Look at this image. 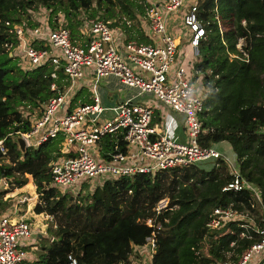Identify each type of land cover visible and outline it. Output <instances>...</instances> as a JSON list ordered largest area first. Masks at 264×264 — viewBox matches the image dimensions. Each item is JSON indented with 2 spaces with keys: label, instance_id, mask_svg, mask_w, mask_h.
Listing matches in <instances>:
<instances>
[{
  "label": "trees",
  "instance_id": "obj_1",
  "mask_svg": "<svg viewBox=\"0 0 264 264\" xmlns=\"http://www.w3.org/2000/svg\"><path fill=\"white\" fill-rule=\"evenodd\" d=\"M147 5L148 0H0V56L7 54L0 61V138L4 137L7 147L0 175L12 176L21 186L28 180L26 173L30 174L38 195L33 210L52 216L55 224L47 226L50 236L40 237L35 258L18 264H66L70 252L79 264H128L134 246L154 229L146 223L148 217L160 223L153 264H222L236 260L241 249L258 238L252 229L249 238L238 237L243 229L240 219L213 229L204 226L213 206L230 204L260 215L258 205L250 206L255 199L249 190H221L232 176L221 158L154 173L107 177L103 185L108 199H90L96 183L91 187L84 182L79 190H61L51 184L52 163L62 155V131L27 146L25 152L13 140L31 128V111L38 108L40 113L42 103L67 83L62 72L51 75L49 61L24 68L17 56L8 55L15 27H37L40 23L32 11L42 7L48 10L49 28L66 26L76 40L87 18L101 17L122 27L126 38L149 42L142 28L135 26ZM197 17L202 34L197 38L193 77L200 76L205 90L198 113V141L203 145L226 141L238 172L259 189L264 201V0H197ZM127 18L134 23H126ZM239 38L240 49L235 46ZM53 81L56 88L50 87ZM88 95L86 87L79 88L70 97V105L78 99L90 101ZM20 106L29 112L22 113ZM97 146L107 160L116 150H127L121 133L105 135ZM26 186H32L31 182ZM5 192L0 188V213L8 206ZM163 197L168 198L167 204L157 212L155 206ZM253 220L260 225V219L253 216Z\"/></svg>",
  "mask_w": 264,
  "mask_h": 264
},
{
  "label": "built area",
  "instance_id": "obj_2",
  "mask_svg": "<svg viewBox=\"0 0 264 264\" xmlns=\"http://www.w3.org/2000/svg\"><path fill=\"white\" fill-rule=\"evenodd\" d=\"M155 1L154 4L145 6V12L141 16L146 20L150 34L157 37L156 42L119 38L111 24L112 20L101 17L86 19V28L81 30L80 40L73 39L70 29L63 25L53 28L47 26L45 33L39 26L31 29L16 26L13 41L9 44L10 55L19 53L24 61L20 65L24 68H28L25 64L32 67L49 61L53 65L51 75L56 77L59 71L64 74L63 80H67L56 94L42 103L40 113L33 122L31 120V128L25 132L20 131L19 134L25 139L27 146H36L47 138L56 136L59 131L63 132L64 138L60 145L62 155L51 166V184L61 190L71 187L79 190L82 183H89L93 179L97 183L105 176L154 173L160 169L205 160L214 162L221 158L232 174L221 190L245 189L252 192L255 201L250 206H259L262 221L260 225H256L247 209L237 210L228 204L213 206L204 226L213 229L227 220L240 219L243 229L239 231L238 237L249 238V229H252L258 233V238L245 245L236 260H228L222 264H264V259L260 261L264 258V201L260 199L259 189L240 175L236 162L227 159L224 152L217 145L214 146V142L203 145L198 141L201 131L198 113L202 109L205 90L203 86L196 87L191 81L197 38L202 34L197 17V0ZM186 2L187 8L181 16L190 33L187 52L190 58L184 53L172 67L177 42L169 29L168 17L174 15ZM126 23H132V19L127 18ZM39 38L43 41L40 42ZM110 74L117 76L122 83L137 88L138 94L151 93L157 101L181 113L185 140L168 135L173 123L172 117L162 128L152 124L153 109L148 104L131 97L116 104H103L99 80ZM89 77L91 100L79 102L69 110V99L73 91L82 79ZM50 87L56 88L55 81ZM262 130L264 131V127ZM117 133H121L122 139L126 141V151L116 150L109 160L94 153L92 146L105 135ZM6 155L7 147L3 137L0 138V164L7 159ZM29 175L26 173V176ZM29 178L26 183L18 186L12 176L0 175V188L6 189L3 198L10 200L15 197L8 206L9 209L0 213V264H18L29 255L22 239L30 237L34 232L27 213L33 209L38 196L36 191L34 193L29 190L30 186H26ZM23 191L25 193L20 194ZM167 201V197L160 199L155 210L159 212ZM23 203L26 204L25 207ZM146 223L154 229L142 244L134 246L128 264H153L157 248L156 231L160 223L155 222L152 217H148ZM138 246L144 248L142 254L135 250ZM140 255L147 259L142 260ZM66 259V264H79L77 257L71 252Z\"/></svg>",
  "mask_w": 264,
  "mask_h": 264
},
{
  "label": "crops",
  "instance_id": "obj_3",
  "mask_svg": "<svg viewBox=\"0 0 264 264\" xmlns=\"http://www.w3.org/2000/svg\"><path fill=\"white\" fill-rule=\"evenodd\" d=\"M188 1H191V0H188ZM187 2L185 4H187ZM180 21H181V19L177 18L175 14L174 15L171 14L168 17L169 29L175 35V38H176L175 40L177 42V45H178L177 47L179 49V53H178L179 55H177V57L179 56L177 59L178 61L183 56L184 53L188 52V49H189V44H188L187 37H186L188 30L186 29L183 31V27H184L183 24H180L179 26L175 27V24L180 23ZM132 23H134V20H132ZM135 26H139L142 28L144 33L147 34V36L150 38L149 42H156L157 41V37L150 34V32L148 31L147 22L144 19V17L141 16V14H138V18L135 22ZM114 27H115V32H116L117 37L126 38L127 32L122 27H120V26H114ZM85 28H86V23H84V25L82 26V29L85 30ZM188 34H190L189 31H188ZM81 37L79 38V40L81 39ZM39 39L42 40V38H39ZM41 40H40V42H41ZM180 52H181V54H180ZM194 56H193V60H194ZM176 58H175V60H176ZM187 58H190L189 54H188ZM177 62L175 63V61H174V64L176 65ZM193 73H194V71H193ZM112 76H114V77H112ZM116 78H118V77L113 75V74H110V75L101 77V79L99 80V91H100V95H101V101L103 104H105V105L116 104L119 101H121L125 98H128V97H131L135 101L143 102L144 104H148L153 109V115H152V120H151L152 124H156L158 127L162 128L163 126L160 123L161 119L168 121L169 118L172 117L173 123L168 130V135L172 136V137H177L181 141L185 140L183 116L181 113L176 112L173 109H171L169 106H167L166 104L157 101L155 99V97L148 92L138 94L137 91L134 92L132 90L126 89V87H125V89L123 87L122 88L119 87V85H120L119 83H121L122 85H126V84L122 83L119 80V78H118V80H116ZM197 78L199 79V76L196 77V79ZM81 87H86L89 90L88 97L91 100L90 77L82 79L80 81V85H78V87L73 91V93L76 92ZM129 87H131V86H129ZM73 93H72V95H73ZM79 102H81L80 99H78V102H76L75 104H77ZM75 104L73 106H71L70 105V99H69L68 107L70 106L71 107L70 109H72V107H74ZM217 147H218V145H217ZM92 150L94 151V153L96 155L101 157V155L99 154V151H98L97 144L92 146ZM31 184H32V186H30V188L32 190H30V188H29V190L35 193V185H34L32 180H31ZM8 209L9 208L7 207L4 210V212ZM28 214L29 215H32V214L37 215L39 213H35L34 210L32 209ZM260 216H262L261 212H260ZM261 218L262 217H260V220H261ZM36 232H38L36 237L38 238V240H40V237L43 236L44 234H40L39 231H35V230H34L33 234H35ZM37 238H36V240H33V242L30 244L31 254H29L26 259L31 260V259L35 258L34 250L37 249V247L39 246V242H40L37 240Z\"/></svg>",
  "mask_w": 264,
  "mask_h": 264
},
{
  "label": "rangeland",
  "instance_id": "obj_4",
  "mask_svg": "<svg viewBox=\"0 0 264 264\" xmlns=\"http://www.w3.org/2000/svg\"><path fill=\"white\" fill-rule=\"evenodd\" d=\"M161 0H156L155 2H160ZM148 2L150 3V4H154V0H148ZM186 8H187V4H185L184 6H182L181 8H180V10H178L176 13H175V15H176V17L177 18H179V19H181V21H180V23H177V24H175V27L176 26H179L180 24H183V31L184 30H186L187 29V26L186 25H184V23H183V19H182V16H181V14L186 10ZM47 13H48V10H46L45 8H38V9H36V10H34V11H32V17L34 18V19H36L40 24L38 25L41 29H42V32L43 33H45V30H46V28H47V25H46V21H47ZM61 20V17L59 16V21ZM180 28V27H179ZM80 29L82 30V26L80 27ZM181 37V36H180ZM187 41H189L188 40V38H189V34H188V31H187ZM36 40H38V39H36ZM241 44H242V39L241 38H239V39H237V41H236V44H235V46L238 48V49H240V47H241ZM178 46V45H177ZM177 52L179 53V49H178V47H177V49H176V53L175 54H177ZM8 55H10V53H9V49H8ZM180 54H181V52H180ZM179 55V54H178ZM15 56H17V62H18V64L20 65V64H24V61L19 57L20 56V54L19 53H16V55ZM7 57V54H2L1 56H0V61L1 60H3V59H5ZM177 56L175 55V58H176ZM179 57V56H178ZM178 57L176 58V60H175V63L178 61L177 59H178ZM21 66V65H20ZM24 66H28L29 67V65L28 64H25ZM175 66V64H172V67H174ZM22 67V66H21ZM112 77H114V76H112ZM198 77V76H197ZM198 79V78H197ZM196 78H194L193 77V75L191 76V81L194 83V85L196 86V87H200V86H202V84H201V81H200V76H199V81L197 80ZM116 80H118V78H116ZM120 85H119V87H123L124 89H125V87H126V89H129V90H132V91H134V92H136V91H138V89L137 88H135V87H129L128 85H122L121 83H119ZM151 94V93H150ZM20 110H21V112L22 113H24V114H27L28 112H29V110L28 109H26L24 106H20ZM174 112V111H173ZM38 113H39V109L38 108H36V109H33L32 111H31V113L29 114L30 115V120H32V122L34 121V119L38 116ZM176 113V112H175ZM160 123H161V125L163 126V125H165V123H166V120H164V119H161V121H160ZM21 135V134H20ZM13 136V135H12ZM214 144V146H216V145H218V149L221 151V152H224V155H226L225 157L227 158V159H230V160H232V161H235V156H234V153H233V151H232V149H231V147L229 146V144L226 142V141H223V140H220V141H216V142H214L213 143ZM224 145V146H223ZM147 160V159H146ZM28 178H29V180L31 181H33V179H32V177H31V175H29V176H27ZM106 177L107 176H105V177H102V179L103 180H106ZM102 179H99V181L96 183V180L95 179H93V181H91V182H89L91 185V187H93L94 185H95V183L97 184V185H95L94 186V188L92 189V191H95V193H93V194H90V199H94L95 197H103V198H105L106 200L108 199V190H106V188L104 187V181L102 180ZM110 186V185H109ZM71 188H73V187H71ZM74 190H76L77 188H73ZM96 189V190H95ZM30 190H32L31 188H30ZM25 193V191H23V192H21L20 194H24ZM91 193V192H90ZM20 194H18V195H20ZM15 199V197H13L12 199H10V200H8V206H10L11 204H12V202H13V200ZM7 206V207H8ZM26 206V204L25 203H23V207H25ZM258 207V209H259V211H260V208H259V206H257ZM256 208V207H255ZM27 215H29L28 213H27ZM255 216V218L257 219V220H259L260 219V215H259V213L257 212V211H255V214L253 213L252 214V212H251V218H253V216ZM29 218H28V220L30 221V226H31V228L33 229V230H35V231H39L40 232V234H44V236H50V234H51V232H48L47 231V226L48 225H51V223H52V228L53 227H55V224L52 222V220H53V218H52V216H50V215H48V214H46V213H39V214H37V215H34V214H32V215H29L28 216ZM260 224H261V222H260ZM257 225V224H256ZM38 234V232H36L35 234H33V235H31L30 237H28V238H24V239H22V242L24 241L25 242V248L27 249V251L29 252V254H31V250H30V244L33 242V240H36V235ZM37 240H38V238H37ZM39 241V240H38ZM34 250V249H33ZM135 250L139 253H141L142 254V252H144V248L143 247H136L135 248ZM140 258L142 259V260H146L147 258L145 257V256H143V255H140ZM228 261V260H227Z\"/></svg>",
  "mask_w": 264,
  "mask_h": 264
},
{
  "label": "water",
  "instance_id": "obj_5",
  "mask_svg": "<svg viewBox=\"0 0 264 264\" xmlns=\"http://www.w3.org/2000/svg\"><path fill=\"white\" fill-rule=\"evenodd\" d=\"M13 140L17 143L18 148L22 151L25 152L27 149V145L25 142V139L20 135V134H16L13 136ZM264 258H262L260 261H262ZM259 262H257L256 264H258Z\"/></svg>",
  "mask_w": 264,
  "mask_h": 264
}]
</instances>
